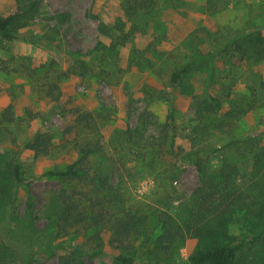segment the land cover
<instances>
[{
  "label": "rangeland",
  "instance_id": "obj_1",
  "mask_svg": "<svg viewBox=\"0 0 264 264\" xmlns=\"http://www.w3.org/2000/svg\"><path fill=\"white\" fill-rule=\"evenodd\" d=\"M123 1L43 0L36 23L0 51L12 67L11 72L0 69V163L18 158L26 179L16 189L17 215L22 218L19 227L0 215V233L15 228L11 241L22 252L32 254L29 264H58L61 255L82 241L55 236L47 216L63 184L43 176L47 170L66 167L78 156L62 141V131L74 117L71 111L80 109L94 115L97 130L82 128L78 139L98 145L93 163L105 173L103 179L110 178L127 205L148 213L167 211L182 222L194 204L200 187L198 168L182 156L175 157L179 147L189 153L196 151L194 143L203 146L208 152L209 172L233 168L232 184L238 190L250 191L264 174L257 167L264 154V59L243 60L241 54L228 51L214 62H203L206 66L202 69L198 64L183 86L174 87L170 82L171 72L184 65L191 51H215L232 37L261 28L264 34V0H216L215 4L210 0H161L147 35H136L108 52L111 39L100 33L99 26L115 28L126 22ZM14 8L15 0H0V16ZM64 15L68 17L65 21ZM154 40L160 53L147 50ZM135 51H145L155 65L148 61L131 64L138 57ZM79 59L88 65L86 78L70 72ZM52 81L59 84L63 108L47 95L46 86ZM208 92L220 100L221 107L212 117L214 125L210 127L214 128L198 133L203 124L198 122L197 100H204ZM171 100L176 118L175 156L166 167L151 166V154L146 153L144 143L159 135V124L165 123L171 112ZM11 104L15 120L8 124L1 116ZM150 114L152 123L143 129L142 118ZM37 131L51 134L54 144L49 155L39 158L25 149ZM130 131H139L146 138L140 147L134 138L138 134L128 139ZM242 151L248 156L243 157ZM29 188L35 201L33 227L27 211ZM237 233L233 226L232 234ZM103 236L106 256L89 259L86 264H116L114 258L121 253L109 245L107 229ZM260 248L258 244L254 250ZM134 257V264L169 260L188 264L185 247L175 246L168 253L146 237L137 242Z\"/></svg>",
  "mask_w": 264,
  "mask_h": 264
},
{
  "label": "trees",
  "instance_id": "obj_2",
  "mask_svg": "<svg viewBox=\"0 0 264 264\" xmlns=\"http://www.w3.org/2000/svg\"><path fill=\"white\" fill-rule=\"evenodd\" d=\"M161 0H124L122 11L126 22L119 23L115 28L106 24L99 26L100 33L111 39V50L120 45H125L136 35H147L150 20L153 17ZM215 4L216 0H210ZM208 2V3H209ZM43 0H15L14 10L0 16V51L5 44L19 39V33L33 26L42 13ZM63 21L68 17L64 15ZM65 19V20H64ZM128 26V31L125 29ZM261 28V27H260ZM102 45V44H100ZM156 40L149 43L147 50L157 54ZM224 48V49H223ZM223 48L205 53L197 48L185 57L184 65L176 67L170 75V82L174 87L183 86L185 79L199 64L202 69L203 62H214L228 51L241 54V58L249 60L264 59V34L261 29L254 32L236 35L227 41ZM138 57L131 60V64L139 65L142 61H148L153 67L155 64L144 54L137 52ZM140 56V57H139ZM70 72H77L79 76H88V65L83 60H76ZM151 67V68H152ZM8 62L0 56V69L11 72ZM74 69V71H72ZM47 95L50 96L59 107V84L52 81L47 86ZM56 93V94H55ZM204 100H197L198 122L201 125L198 133H208V128L214 125L212 117L221 107L220 100L211 93H206ZM197 98L195 97L194 100ZM173 101H170V114L165 123L159 124L160 133L146 139L139 131H130L128 139L134 137L136 145L145 139L146 153L151 154V166L166 167L169 158L174 155L176 146V126L173 109ZM64 115L67 111L63 112ZM73 119L62 131L64 146H71L78 156L75 161L64 168L47 170L43 176L62 182L63 187L56 193L49 211L51 227L59 239H68L75 243L66 254L58 258V264H86L93 258H103L104 230L109 233V245L120 251L115 256L116 264H134L135 248L142 237L151 238V242L157 247L170 252L175 246L185 247L188 253V264H264V182H261L264 174V154L257 162L261 179L250 191L234 188L231 167H222L217 174L209 172L208 152L198 143L196 151L187 153L184 148H178L176 156H182L192 161L198 168L200 187L196 192V198L191 209L186 213L185 220L178 221L167 211H153L148 213L144 208H135L126 204L119 195L118 188L110 178L103 179L105 173L93 163L99 147L89 142H83L78 137L82 128L97 130L94 123V115L83 112L80 109L70 112ZM2 122L11 124L14 122L13 105L11 104L2 113ZM153 115L142 118L143 129L152 123ZM139 130V129H136ZM145 131V130H144ZM132 134L134 136H132ZM75 135L74 138H70ZM198 140V137H197ZM194 141V140H192ZM200 142L202 140L200 139ZM203 143V142H202ZM237 145V142H233ZM199 146L202 148L199 149ZM54 147L53 137L49 133L37 131L26 143L25 149L33 152L34 156L49 155ZM194 149V148H193ZM247 157L245 151L241 153ZM256 157V154L254 155ZM258 159V158H257ZM26 182L22 167L18 158L0 163V215L8 219L10 224L19 227L20 218L16 208V189L19 184ZM28 216L35 218V201L32 192L28 190ZM8 215V217H7ZM46 216V214H45ZM233 226H237V235L232 234ZM15 228L8 229L4 234L0 233V264H29L32 254L22 252L11 241ZM65 243V241H63ZM261 244V248H254ZM44 249V246H43ZM143 264H151L143 261ZM164 264H175L172 260Z\"/></svg>",
  "mask_w": 264,
  "mask_h": 264
}]
</instances>
